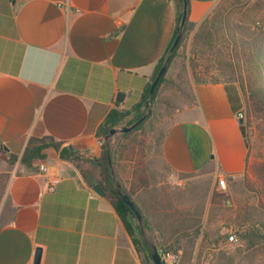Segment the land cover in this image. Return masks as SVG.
I'll use <instances>...</instances> for the list:
<instances>
[{"label":"crops","instance_id":"crops-1","mask_svg":"<svg viewBox=\"0 0 264 264\" xmlns=\"http://www.w3.org/2000/svg\"><path fill=\"white\" fill-rule=\"evenodd\" d=\"M218 1L190 0V20L201 23ZM177 14L176 0H0V143L18 156L0 205V264H34L38 248L40 264H146L106 195L92 190L104 157L96 131L110 110L142 99ZM242 103L236 83L193 84L161 144L173 174L217 183L246 171ZM31 137L79 158L50 146L25 166Z\"/></svg>","mask_w":264,"mask_h":264},{"label":"rangeland","instance_id":"rangeland-1","mask_svg":"<svg viewBox=\"0 0 264 264\" xmlns=\"http://www.w3.org/2000/svg\"><path fill=\"white\" fill-rule=\"evenodd\" d=\"M209 18L213 41H197L195 31L184 38L155 102L149 104V121L137 132L135 146L125 149L117 169L147 218L146 223L133 218L136 237L152 250L154 246L179 250L188 264H220L217 258L224 251L234 256L235 264H264V241L248 246L240 237L245 219L264 221V108H254L256 95L264 89V62L256 66L254 62L259 52L264 58V0H220ZM194 65L200 77L236 83L242 94L247 167L244 173L226 178L225 192L208 175L173 174L160 150L179 110L191 104ZM144 109L146 114V105ZM137 116L133 113L129 119ZM127 125L128 120L116 128ZM121 138L122 133L105 138L106 148L114 154ZM11 166L0 153V205ZM230 235H235L234 241ZM140 251L145 259V246Z\"/></svg>","mask_w":264,"mask_h":264},{"label":"trees","instance_id":"trees-1","mask_svg":"<svg viewBox=\"0 0 264 264\" xmlns=\"http://www.w3.org/2000/svg\"><path fill=\"white\" fill-rule=\"evenodd\" d=\"M176 1L178 3V14H177V25H176L174 38H173L172 42L170 43L168 49L166 50V53L164 54V56L160 60L151 82L147 85V87L144 91L142 99L137 104L133 105L132 107H130L128 109H124V110L112 109V110H110V112L107 114V116L103 120V122L98 126L97 131H96L97 137L103 143V154H104L103 159H101V163H102V166L100 167L101 179H100L99 183H100L102 189L106 192L107 199L110 201V203L112 204V206L116 210L117 214L119 215L120 219L122 220V222L124 224V227H125L127 233L131 237L133 243L136 245L139 252H141L140 251L141 247L145 246L146 251H147V254L145 256L146 264H154L153 260H152L153 250H152V248H150V246H148V243L145 240L138 239L136 237L137 227L133 222V218H137V217L135 216L133 210L122 200L121 195L119 194V191L122 194H127L130 197V199H132V201H134V200H133V197L131 196V193L129 191H127V189L125 188V185L122 182L121 177L119 176V171H118L119 168L117 169V166H119L121 159H123V157H124L125 149L133 148L135 146V144L137 143V132L140 131L141 129L145 128V125L149 121L151 115L147 116L140 124H138L131 131L122 133V138L119 141L118 148L116 149V152L114 154L111 152V150H108L106 148L105 138L107 137V135H109L111 129L122 125L127 120H128L127 126H130V125L134 124L137 120H139L145 114L146 110L144 109V107L146 105V99H147L148 94H149V89H150L151 83L154 80V78L156 77L159 69L161 68V66L165 62V60L168 56V53H169V49H170L176 35L180 31V23H181V18H182V14H183V10L185 8V5H186V12H187L186 22H185V24L181 30L180 42H179L178 46L176 47V49L174 50V52L171 54L170 59L168 61L167 70H168L169 66L171 65L172 61L177 56V53L180 49L182 41L191 32L195 31V39L197 41H207V42L213 41L214 30H213V25H212V22H211L209 16L206 17V19H204L199 24L192 22L189 18L190 0H176ZM254 62L256 63L255 66L257 64H259L260 62L261 63L264 62V58L261 56V52L258 53L256 59L254 58ZM167 70H166L165 74L162 76V78L160 79L153 95L150 98V103H152V104L155 102V100L158 96V92H159L161 85L166 80ZM193 72H194V78H195L196 83L200 84V83H209V82H214V83L220 82L218 80L208 81V80L200 77L199 74H197L196 65L193 66ZM255 98L257 100L254 101V106H255L254 108L262 110V108H264V89H263V93H261V95H259V96L256 95ZM133 113L138 114V116L136 117L135 120H133L132 118L129 119ZM241 123H242L241 124L242 130L246 136V130H245L244 123L243 122H241ZM127 126H124V127H127ZM163 137H164V135H163ZM163 137H162L161 142H160L161 153H162L161 144H162ZM50 146L54 147L56 150H60V157L62 159L75 160V159L79 158L78 155L74 154L73 151H70L67 147H62L60 142H56L53 139L31 137L29 139L27 146H26V148L22 154V157L20 159L21 163L24 164L25 166L30 167L35 160L43 159L45 157L43 150L47 147H50ZM0 153L5 155L6 160L10 164H14L18 160L17 155L12 154V153H6V150L1 143H0ZM109 158L112 159V163L114 166L112 168L109 165V161H108ZM112 170H113V172H116V175H117L116 181L114 180L115 175L113 176ZM6 177H8L7 174H6ZM118 185H119V187H118ZM4 190H5V186H4L3 192H4ZM134 204L142 215L143 223H146L147 218H145L140 207L137 205V203L135 201H134ZM258 223H259V221H251L250 217H248L247 219H245L242 222V225L244 226V228H242V231L240 233V237H241L242 241H245L247 243L248 246H253L259 242L264 241V221H261L259 224ZM141 225L142 224L139 225V229L141 228ZM186 226H188V225H186ZM243 226H240V227H243ZM157 248H158L159 252H161V250H165L164 247L163 248L157 247ZM226 252L227 251L221 252L220 256L217 258V261L220 262V264H235L234 256L231 254H227Z\"/></svg>","mask_w":264,"mask_h":264},{"label":"water","instance_id":"water-1","mask_svg":"<svg viewBox=\"0 0 264 264\" xmlns=\"http://www.w3.org/2000/svg\"><path fill=\"white\" fill-rule=\"evenodd\" d=\"M186 18H187V12H186V5H185V8L183 10V14H182V18H181V23H180V31L178 32V34L176 35L170 49H169V53H168V56L165 60V62L163 63V65L161 66V68L159 69L156 77L154 78V80L152 81L151 83V86H150V89H149V94H148V97L146 99V109H147V113L145 115H143L139 120H137L134 124L130 125V126H127V127H123L121 129L119 128H113L110 130V133L108 135V137H106V140L117 134V133H125V132H129L131 131L132 129H134L138 124H140L147 116L148 114L150 113V110H149V104H150V98L151 96L153 95L160 79L162 78V76L165 74L166 70H167V66H168V61L170 59V56L171 54L174 52V50L176 49V47L178 46L179 42H180V39H181V30L186 22ZM124 98V93H119L118 95V98L116 100V106H119L120 105V102H122ZM106 146L108 147V142L106 143ZM109 161V165L110 167L112 168V161L111 159L109 158L108 159ZM112 174L114 176V172L112 170ZM116 176H114V180L116 181ZM119 187V185H118ZM92 190L97 193L98 195L100 196H105L106 195V192L102 189L100 183H96L92 186ZM119 194L121 195V198L122 200L133 210L135 216L137 217V219L139 220V222L141 223L142 222V215L140 213V211L136 208L135 204H134V201H132V199H130V197L127 195V194H122L120 191H119ZM41 254H42V249L41 248H38L36 250V255H35V260H34V264H40V261H41ZM152 260H153V263L154 264H162L161 262V257H160V252L158 250L157 247H153V252H152Z\"/></svg>","mask_w":264,"mask_h":264},{"label":"built area","instance_id":"built-area-1","mask_svg":"<svg viewBox=\"0 0 264 264\" xmlns=\"http://www.w3.org/2000/svg\"><path fill=\"white\" fill-rule=\"evenodd\" d=\"M237 118L243 122L244 121V114L242 110H239L237 113ZM39 171L42 173L47 172V166L44 162H41L39 165ZM59 182L58 177H52L49 181V190H54L55 186ZM217 187L220 191L225 192L227 190L226 178L219 177L217 180ZM229 239L231 241L235 240V235H230ZM161 262L162 264H188L183 260L182 252L179 250H170L165 249L161 250L160 252Z\"/></svg>","mask_w":264,"mask_h":264}]
</instances>
